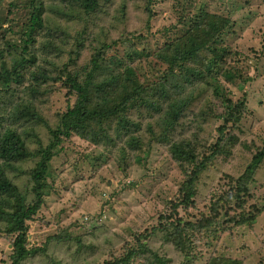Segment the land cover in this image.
I'll return each instance as SVG.
<instances>
[{"label": "rangeland", "instance_id": "374dc122", "mask_svg": "<svg viewBox=\"0 0 264 264\" xmlns=\"http://www.w3.org/2000/svg\"><path fill=\"white\" fill-rule=\"evenodd\" d=\"M147 4V0H104L99 12L85 15L74 10L72 4L47 0L43 11L47 21L45 28L25 45L24 54L22 33L28 30L30 0H0V51L5 50L0 62L11 68L23 54L26 58L35 57L34 64L28 63L27 69L22 71L21 84L12 81L7 87L0 85V132L15 129L31 152H35L39 142L45 146L50 140L48 127L25 119L13 123L12 113L24 103H33L48 126L55 128L57 114L74 101V97L67 94L63 68L74 37L82 39L84 45L113 42L114 48L107 47L106 54L116 53L118 57L126 54L125 59L129 61L127 54L132 49L129 42L122 39L139 33L147 36L145 31H139L147 23ZM196 4L197 0H193L192 6ZM202 4L209 11L231 18L219 47L227 52L224 58L230 61L232 76L220 74L213 85L223 88L219 89L221 97L227 96L233 102L245 100L246 109L236 123L240 131L234 128L238 143L226 147L228 152L211 158L197 180L194 204L180 208L178 213L184 222L195 225L188 230L196 255L194 264H207L214 257L237 260L239 264H264V159L244 196L235 194L237 184L233 180L250 162L255 151L252 149L264 142V0H202ZM151 8L154 13L149 19L150 27L157 33L149 34L152 48L149 58L139 61L146 72H137L138 79L145 84L155 82L164 69L154 52L166 41L163 29L177 21L178 13L182 12L179 0H156ZM95 19L98 21H93ZM52 35L59 49L54 48L56 40ZM90 55L87 48L83 49L81 56L68 62L67 72L77 73L82 78ZM132 58L137 59L139 55L132 54ZM136 65L134 63L133 67ZM41 68L51 69V78L46 82L36 79L35 85L31 72L36 75ZM57 68L60 70L55 73ZM193 86L189 89L194 90L190 106L195 111L205 108L212 113L199 119L202 130L194 127L184 131L182 136L196 134L194 142L201 158L210 153V146L216 142L225 108L218 102L221 97L213 96L207 85L196 83ZM31 87L37 89L31 92ZM161 101L157 99L158 103ZM144 114L140 109L128 112L133 121L141 124L139 133L147 150L137 157L127 148L121 150L124 141L117 140V145L109 149L110 146L89 143L74 135L62 139L43 180L42 203L33 219L27 222V245L39 247L57 234L70 239L65 244L67 247L50 243L36 258L29 256L25 264H30L31 258L46 264H105L115 256H122L125 245L135 243V234L150 231L154 232L153 236L145 239L149 247L165 255L176 254L158 237V220L170 211L168 202L178 196L185 175L172 159L168 147L147 146L151 131L146 125L152 121V116ZM231 124L227 123L229 130L233 128ZM180 133L176 131L172 139L182 138ZM110 134L114 137L112 130ZM36 160L33 156L15 162L14 169L7 170L10 179L26 194L27 202L34 197L29 173ZM246 218L253 221H245ZM77 238L79 244H76ZM12 241L13 235L0 233V264H11ZM78 250L80 253H76ZM174 259L172 264H180L176 257Z\"/></svg>", "mask_w": 264, "mask_h": 264}, {"label": "trees", "instance_id": "16d2710c", "mask_svg": "<svg viewBox=\"0 0 264 264\" xmlns=\"http://www.w3.org/2000/svg\"><path fill=\"white\" fill-rule=\"evenodd\" d=\"M46 1L30 0L29 23L26 25L28 30L22 33L25 38L22 48L24 54L27 49L25 45L33 41L40 30L45 28L47 21L43 11ZM59 1L72 4L74 10L81 11L85 15L100 11L104 2V0ZM147 1V23L143 29L139 30L145 31L147 36L139 33L129 39H122L128 41L132 49V52L127 54L129 61L125 59L126 54L120 55V57L116 53L106 54L107 47L114 48L115 43L113 42L84 45L82 39L74 37L67 52L69 59L63 65L66 75L65 83L68 85L67 94L73 96L74 101L64 112L57 114L55 128L48 126L47 120L33 103H24L12 113L13 123L25 119L46 125L50 140L45 146L39 142L35 152H31L21 134L15 129L7 128L0 132V233L13 235L11 264L27 263L26 259L29 256L36 258L39 252H44L52 242L54 244L62 243V246L67 247L65 244L70 238L67 239V236L63 238L64 235L61 234L48 238L39 247L27 245L29 229L27 222L33 219L42 203V196L45 193L43 180L48 173L51 159L63 138L74 135L89 141V143L110 146L109 149L115 147L119 140L125 143L121 150L127 148L133 157L147 152L139 133L141 124L128 116V112L132 109H140L141 113H146L145 116H152V121L146 125L147 130L151 131L147 146L151 148L153 144H159L165 148L168 147L172 159L181 166L185 175L178 189V196L168 202L170 211L163 214L158 220L160 227L158 237L168 243V246L178 256L176 254L165 255L155 248L149 247L145 239L147 236H153L154 232L150 231L146 234H135V243L128 242L122 256H115L105 264H172L175 257L180 261V264H194L196 255L192 249V237L188 230L195 225L189 221L184 222L178 210L194 204L197 180L211 158L220 152H228L229 148L226 149V147H232L238 143L237 132L240 130L236 123L240 121L243 109H246L245 100L233 102L227 96L221 97L219 89L223 90V88L213 85V82L218 81L220 74L232 76L229 74L230 61L224 58L227 52L224 48L219 47L222 36L232 21L228 16L207 10V7L202 4V0H197V4L194 6H192L193 0H179L182 12L179 11L177 21L163 29L166 41L160 49L154 52L158 61L164 64V69L155 82L145 84L137 77L138 71L141 74L146 72L143 66H139V61L142 58H149L152 49L149 34L156 35L157 33V31L151 30L149 20L154 13L151 5L155 4L156 0ZM90 20H92L91 17ZM93 21H98V19ZM52 38H54L53 35ZM54 39L56 40L53 44L54 48L59 49L60 47L56 46L57 39ZM4 42L6 44V39ZM85 48L91 54L90 60L87 61L90 66L85 67L84 75L81 78L77 73L67 72V64L81 56V52ZM3 51L5 52V50ZM3 51H0L1 57ZM24 54L13 63L11 68H7L0 62L1 86L7 87L12 81L17 84L22 83L24 77L22 71L27 69L28 63L34 64L35 59V57L26 58ZM132 54L139 55V58L130 59ZM134 63H137L135 68L133 67ZM48 69L41 68V71L36 75L30 71L34 78V84L36 79L46 82L51 78L49 73L52 70ZM59 70L57 68L54 72L57 73ZM149 72L153 74L151 71ZM196 83L207 85L213 91V96L221 97L218 102L223 103L225 108L222 114L223 123L218 127L219 135L216 142L210 146V153L201 158H198L199 152L194 142L197 138L196 134L193 133L191 137L182 136L184 131H189L194 127L202 130L199 119H205L212 113L205 108L195 111L190 106L194 100V90L189 91V89ZM34 89L31 87L30 91L34 92ZM157 99L162 101L158 103ZM188 117L189 122L186 124ZM229 122L232 123L230 127H233L230 130L227 125ZM234 128L238 130L236 133ZM111 130L114 132V137L110 134ZM176 131L181 132L182 138L179 140L172 139ZM252 150L255 151L244 171L237 178H232L234 184H237L235 194L245 195L249 181H254L253 174L264 159V142L256 145ZM33 156H36L37 160L29 175L32 182L31 192L34 197L27 202L26 194L22 193L10 179L7 170L8 168L13 170L15 162ZM244 220L253 221L252 218ZM196 229L199 230L200 227H196ZM79 243L77 238L76 244ZM80 251L78 250L76 253H80ZM214 258V260L210 258L207 264H239L237 260L231 261L227 258L226 260L223 257ZM30 264L46 263L40 259L34 261L31 258Z\"/></svg>", "mask_w": 264, "mask_h": 264}]
</instances>
